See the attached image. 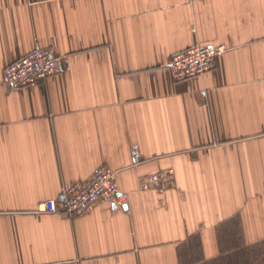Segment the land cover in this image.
<instances>
[{
    "label": "crops",
    "instance_id": "crops-1",
    "mask_svg": "<svg viewBox=\"0 0 264 264\" xmlns=\"http://www.w3.org/2000/svg\"><path fill=\"white\" fill-rule=\"evenodd\" d=\"M42 83L4 70L35 45ZM225 46L177 83L172 57ZM109 167L127 197L39 213ZM164 187L144 191L156 173ZM264 257V0H0V264H259ZM264 264V262H263Z\"/></svg>",
    "mask_w": 264,
    "mask_h": 264
},
{
    "label": "built area",
    "instance_id": "built-area-1",
    "mask_svg": "<svg viewBox=\"0 0 264 264\" xmlns=\"http://www.w3.org/2000/svg\"><path fill=\"white\" fill-rule=\"evenodd\" d=\"M228 51L225 46H196L176 53L169 64L168 70L173 81L180 83L197 79L217 68L218 59ZM65 59L56 56L52 49L35 45L33 51L9 65L3 73V83L10 88H25L42 83L62 71ZM156 173L146 177L141 183L144 191L161 189L165 177L172 175ZM115 199L117 204H126L127 197L121 193L118 175L109 167L98 168L89 181L77 182L65 187L61 197L42 203L39 213L66 214L86 216L103 200Z\"/></svg>",
    "mask_w": 264,
    "mask_h": 264
},
{
    "label": "rangeland",
    "instance_id": "rangeland-1",
    "mask_svg": "<svg viewBox=\"0 0 264 264\" xmlns=\"http://www.w3.org/2000/svg\"><path fill=\"white\" fill-rule=\"evenodd\" d=\"M263 262H264V257H260V259H259V264H263Z\"/></svg>",
    "mask_w": 264,
    "mask_h": 264
}]
</instances>
